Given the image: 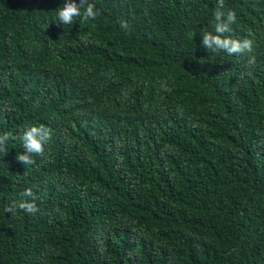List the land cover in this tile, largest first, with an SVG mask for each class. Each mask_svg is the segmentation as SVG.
Segmentation results:
<instances>
[{
    "label": "trees",
    "instance_id": "obj_1",
    "mask_svg": "<svg viewBox=\"0 0 264 264\" xmlns=\"http://www.w3.org/2000/svg\"><path fill=\"white\" fill-rule=\"evenodd\" d=\"M63 2L0 0V264H264V0H224L241 56L201 46L218 0Z\"/></svg>",
    "mask_w": 264,
    "mask_h": 264
},
{
    "label": "clouds",
    "instance_id": "obj_2",
    "mask_svg": "<svg viewBox=\"0 0 264 264\" xmlns=\"http://www.w3.org/2000/svg\"><path fill=\"white\" fill-rule=\"evenodd\" d=\"M224 0H218V4L213 13L212 29L213 31L201 32V46L208 52L220 53L223 52L229 56H241L246 53L253 52V43L250 39H240L233 35L232 25L236 23V13L233 10L224 11ZM56 24L71 25L74 18L79 17L80 23H87L94 21L99 13L96 5L90 0H64L63 4L56 10ZM120 27L126 31L130 30L127 21L120 20ZM256 58L250 55L247 61L249 66L255 65ZM7 110V108H5ZM24 152L17 154L16 160L22 165H30L33 163V155H43L44 145L51 139V130L44 125L29 126L19 137ZM16 139L12 133L5 132L0 135V152L7 154L6 144L9 140ZM22 199L13 201L11 204L5 206V213L14 214L17 209L29 214H35L38 209L33 202H29L25 197H32L31 189H26L21 193Z\"/></svg>",
    "mask_w": 264,
    "mask_h": 264
}]
</instances>
